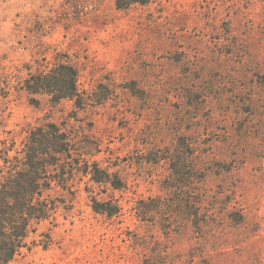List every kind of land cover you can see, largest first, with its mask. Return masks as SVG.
Listing matches in <instances>:
<instances>
[{
	"label": "rangeland",
	"instance_id": "374dc122",
	"mask_svg": "<svg viewBox=\"0 0 264 264\" xmlns=\"http://www.w3.org/2000/svg\"><path fill=\"white\" fill-rule=\"evenodd\" d=\"M66 61L84 104L33 103L25 79ZM46 121L124 186L54 184L57 209L10 264H264V0H0V150ZM180 136L176 188L163 154Z\"/></svg>",
	"mask_w": 264,
	"mask_h": 264
},
{
	"label": "trees",
	"instance_id": "16d2710c",
	"mask_svg": "<svg viewBox=\"0 0 264 264\" xmlns=\"http://www.w3.org/2000/svg\"><path fill=\"white\" fill-rule=\"evenodd\" d=\"M148 1L117 0V6L127 8ZM24 87L35 104L40 101L36 97L38 94L49 95L55 103L69 98L75 99L77 106L84 104V96L78 87V69L67 61L58 62L48 71L30 74ZM105 98L99 96L98 101ZM79 141L73 130L67 131L54 121H46L29 129L23 147L14 156L9 155L11 148L5 146L0 150L6 163V171L0 169V264H10L27 246L30 234L37 231V225L57 209L61 198L52 196L54 184L70 190V180L83 172L90 174L96 183H109L115 189L124 186L118 174L109 172L97 161L90 163L84 158ZM173 146L163 158L170 162V186L177 188L180 182H187L188 157L192 148L184 136H180ZM200 163L195 172L201 179L206 168ZM92 201L95 211L108 215L117 214L122 208L112 199L99 200L93 196ZM173 215L172 211L169 216ZM45 237L47 244L50 236L46 234Z\"/></svg>",
	"mask_w": 264,
	"mask_h": 264
}]
</instances>
